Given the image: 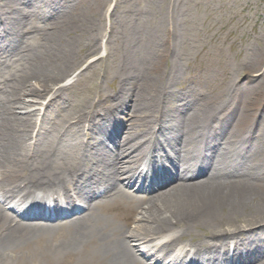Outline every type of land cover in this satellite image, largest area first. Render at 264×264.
<instances>
[{
    "label": "bare ground",
    "instance_id": "6f19581e",
    "mask_svg": "<svg viewBox=\"0 0 264 264\" xmlns=\"http://www.w3.org/2000/svg\"><path fill=\"white\" fill-rule=\"evenodd\" d=\"M78 1L0 0V264H264L262 77L175 90L165 9L114 91L69 99V74L97 61L103 9ZM77 203L59 223L33 214Z\"/></svg>",
    "mask_w": 264,
    "mask_h": 264
},
{
    "label": "rangeland",
    "instance_id": "374dc122",
    "mask_svg": "<svg viewBox=\"0 0 264 264\" xmlns=\"http://www.w3.org/2000/svg\"><path fill=\"white\" fill-rule=\"evenodd\" d=\"M97 1L103 8L95 16L100 34L93 44L96 43L98 51L88 56L90 62L97 61L90 70L82 72L85 66L82 64L69 74L66 79L69 99L93 104L98 96L114 91L118 82L115 76L125 64L139 60L138 53L145 39L153 34L157 17L165 9L169 10L172 19L170 32L162 31L160 36L170 37L172 56L182 71L175 80V90L216 94L227 92L248 78L252 79L250 85L262 83L264 86V0ZM109 22L114 33L108 40ZM167 64L171 65V61L168 60ZM13 65L21 66L23 62ZM78 73L81 75L76 76ZM259 78L263 82L259 83ZM4 80L10 84L12 78L2 76L1 72L0 87ZM259 100L262 105L264 100ZM122 111L118 108L115 113L122 116ZM57 119L56 114L52 116V121ZM244 145L249 142L244 141ZM259 145L263 147L262 142ZM223 172L220 170L224 180L230 183L231 179ZM194 232L200 234L199 230ZM180 240H184L181 235Z\"/></svg>",
    "mask_w": 264,
    "mask_h": 264
}]
</instances>
